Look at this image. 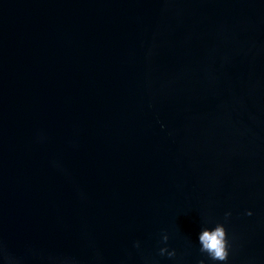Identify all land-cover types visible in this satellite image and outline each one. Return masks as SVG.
Instances as JSON below:
<instances>
[{"label": "water", "instance_id": "water-1", "mask_svg": "<svg viewBox=\"0 0 264 264\" xmlns=\"http://www.w3.org/2000/svg\"><path fill=\"white\" fill-rule=\"evenodd\" d=\"M201 261L264 264V0H0V264Z\"/></svg>", "mask_w": 264, "mask_h": 264}, {"label": "clouds", "instance_id": "clouds-1", "mask_svg": "<svg viewBox=\"0 0 264 264\" xmlns=\"http://www.w3.org/2000/svg\"><path fill=\"white\" fill-rule=\"evenodd\" d=\"M249 216L252 215V212L247 213ZM231 213H226V218L230 216ZM169 236L164 234L162 236L163 242H167ZM198 243L200 245V251L206 253L208 258L213 262H226L229 257V240L227 229L223 223H217L212 228H204L201 232L198 233ZM139 245L137 244V247ZM167 254L168 257H174L176 255L175 250L169 251L167 247L160 249V255ZM200 264H204V261H201Z\"/></svg>", "mask_w": 264, "mask_h": 264}]
</instances>
